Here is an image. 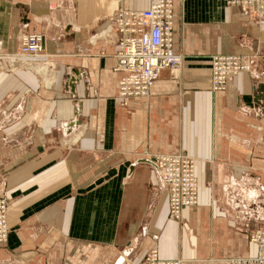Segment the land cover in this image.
<instances>
[{
  "label": "crops",
  "instance_id": "0c3cea01",
  "mask_svg": "<svg viewBox=\"0 0 264 264\" xmlns=\"http://www.w3.org/2000/svg\"><path fill=\"white\" fill-rule=\"evenodd\" d=\"M173 1L172 46L184 62L163 70L130 110L118 104L114 48L90 40L117 9L156 0H14L8 17L0 4V53L35 32L44 45L37 61L56 66L47 87L27 69L0 71V179L12 199L0 256L10 263L47 249H62V264H139L152 248L182 264L254 256L248 235L264 229L255 175L264 171V78L237 76L213 92L210 58L257 52L263 71L264 20L225 0ZM14 81L26 126L17 134L9 130L15 115L3 110ZM164 153L194 161L199 199L179 223L168 217V193L151 163ZM39 226L58 233L55 241L40 242Z\"/></svg>",
  "mask_w": 264,
  "mask_h": 264
},
{
  "label": "built area",
  "instance_id": "2783aa9c",
  "mask_svg": "<svg viewBox=\"0 0 264 264\" xmlns=\"http://www.w3.org/2000/svg\"><path fill=\"white\" fill-rule=\"evenodd\" d=\"M229 6H239L246 16L256 14L264 20V0H225ZM53 9L52 6L49 8ZM107 26L92 38L93 43L102 41L114 48L115 72L120 73L117 82V99L121 108L132 109L134 102L146 100L153 84L165 69L182 66L183 58L174 52V1L156 0L149 8L132 10L119 8L109 17ZM40 34H24L18 57V66L30 67L28 58L40 56L43 50ZM210 89L222 92L237 76L251 79L261 77L257 69L256 55H214L210 58ZM151 163L156 169L158 183L168 193V217L179 223L181 210L198 203V185L194 161L185 154H154ZM6 182L0 180V244L7 237V208L9 199ZM248 239L255 246L252 257L229 259V264H264V231L251 232ZM139 264H182L180 260H162L155 248L149 250Z\"/></svg>",
  "mask_w": 264,
  "mask_h": 264
},
{
  "label": "rangeland",
  "instance_id": "374dc122",
  "mask_svg": "<svg viewBox=\"0 0 264 264\" xmlns=\"http://www.w3.org/2000/svg\"><path fill=\"white\" fill-rule=\"evenodd\" d=\"M14 0H0V4L5 8L6 6V12H7V17H8V14H10L11 10H12V13H13V9H11L12 7H10L9 9V6L10 5H13V2ZM19 1V0H17ZM20 1H23V0H20ZM50 8V6H49ZM10 10V11H9ZM243 14V13H242ZM245 15V14H244ZM32 33H35V32H32ZM38 34V33H36ZM97 34V33H96ZM95 34L92 35V38ZM23 37V35H22ZM21 38H19L20 40H18V43H16V47H14L13 44H10L9 47H8V51L10 52L9 54H3V53H0V71L1 72H6V73H17L18 71H23L25 69H27L28 71H31V74H36L37 76L41 77L42 80H43V85L44 86H48L47 85V80H49V75L51 74L52 71H54L55 69V65L53 62H47L46 60L43 62V61H40L38 62L37 60H39L40 56L44 53V51L40 54V56L36 57V58H28V61L31 62V65L30 67H27L25 69H23V67L21 66H18V63L20 61H22V59L20 57H18V53L20 52L19 49H20V45H21ZM92 38L90 40V42L93 43L92 41ZM17 41V40H16ZM44 46V45H43ZM249 55L253 54V55H256V59H257V69H259V63L262 61V58L259 59V56L257 55V52H251V53H248ZM262 71V70H260ZM261 74V77L257 80H260V79H263L264 78V70L260 73ZM253 80L257 81L256 79L252 78ZM12 93L11 94H7V96L12 98L11 101L6 105L4 106V111L9 113V116H13L14 118V122H12V125L9 126V130L11 129V133L13 132L14 134H17V133H21L22 130L24 129V127H26L25 125H23V123L21 122V118H19L18 116H21V111H20V93L18 91H16L15 89H17L18 87H15L16 86V82L14 81L12 84ZM15 85V86H14ZM9 97V98H10ZM1 100H3L2 102H6L7 98L6 97H3ZM3 104V103H2ZM17 142V141H16ZM250 145L254 144L256 146H263V141H256V142H249ZM260 158L262 156H259ZM245 175V174H244ZM255 175L257 177V179L259 180V193L260 195H263V190H264V171H257L255 172ZM7 178L5 176H2V178L0 180H4L6 182V194H7V197L9 199V206L7 208V214H6V218H7V230H6V233H7V237H6V240L4 242H2L0 244V249L1 247H4L5 245L8 244V240H9V237H10V225H9V218H8V211H9V208L11 207V195H10V188L7 186ZM97 185H99V189H104L106 186V184L104 183H101L99 182ZM47 204V203H46ZM54 206L53 203H52V216L55 217V211H56V208L54 209ZM263 223V222H262ZM56 225H57V222H56ZM40 227V231L41 233L40 236H39V241L40 242H43L45 243L46 241H49V243H51L52 241H55L53 240V236H57L58 233H54L52 235V238L50 235H48V233H44L42 230H41V227H44V226H39ZM264 227V225H263ZM259 230H263L264 229H257L255 231H251V232H257ZM250 232V233H251ZM249 233V234H250ZM37 235V234H36ZM35 235V236H36ZM35 236H34V239H35ZM37 240V239H36ZM13 241V240H12ZM72 252V255H71V260H73V251L71 250ZM34 256L37 254L39 256L37 257H33L31 259H28V260H25L23 261L22 259L19 260V262H15V260H12L13 262L10 263L7 258L8 257H4V256H0V264L1 261H5V262H8V264H54V261L56 262L55 264H62L63 263V260H62V249H58V250H54V249H50V250H37L36 252H34ZM52 254V255H51ZM114 255V254H113ZM104 260L106 261L108 258H111L112 257V249L111 250H106L104 251ZM53 257V259H52ZM109 262V261H108ZM108 262L105 264H108Z\"/></svg>",
  "mask_w": 264,
  "mask_h": 264
}]
</instances>
